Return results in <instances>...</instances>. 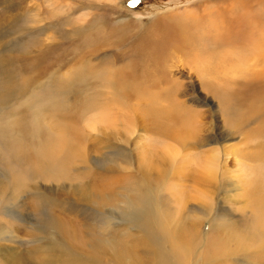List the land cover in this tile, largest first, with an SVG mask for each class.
<instances>
[{"label": "rangeland", "instance_id": "374dc122", "mask_svg": "<svg viewBox=\"0 0 264 264\" xmlns=\"http://www.w3.org/2000/svg\"><path fill=\"white\" fill-rule=\"evenodd\" d=\"M247 16L264 17V0H0V264H157L156 246L169 264H264L253 185L264 176L253 159L264 97L236 116L183 52L166 64L149 56L181 21L234 27ZM260 62L234 76L262 95ZM135 80L192 110L209 139L153 134V103ZM163 142L168 164L154 166L146 153ZM141 190L159 203L161 231L133 219Z\"/></svg>", "mask_w": 264, "mask_h": 264}, {"label": "bare ground", "instance_id": "6f19581e", "mask_svg": "<svg viewBox=\"0 0 264 264\" xmlns=\"http://www.w3.org/2000/svg\"><path fill=\"white\" fill-rule=\"evenodd\" d=\"M213 18H209L210 22H202V20L200 21L198 17L196 20L193 18L190 23H184L181 21V23H178V26H174L170 30V34L168 36H164V38H161L160 40L158 39V43L154 45L152 43V47H150L152 50L149 52V56H152L151 52L156 53L161 57L159 62L158 60H156V62L166 64V62L170 59V56L173 54L172 50L183 52L186 55V62L190 66V69L197 72L200 76H206L212 79L213 83L215 84L214 87L216 88V94L220 99L221 105L226 111H232L237 116L239 111L242 112L243 106L246 105L249 97H253L254 100L257 98L260 99L262 96L264 97V90L262 95L259 94V84L252 83L251 86H249V81L246 82L245 80H238L234 76V72L236 70H241L249 65V57L256 56L259 61H264V17H254V19H249V16H247L246 18L244 17V19L242 18V21L240 20V23L234 27H223L219 21L217 22ZM240 73L241 72H238L237 74ZM163 74L165 77H168L167 72H163ZM244 78L249 79V71L245 73ZM141 84L142 82L135 80L129 85L130 87L138 86L137 91L140 93L139 96L150 98L153 103L152 106L153 110L155 111L153 114L156 121L153 125V134L157 133L158 137L164 139L165 141L172 140L173 143L176 142V145L180 146L188 145L189 141H193L192 143L195 146L205 143L209 139V136L202 137L199 135L200 126L197 127L194 123V121L196 123L197 121H193L194 113L192 110L190 111L189 109L180 106V101L172 102L171 100L167 99L165 93L158 94L152 88L145 87ZM170 85L174 87V92H176V95H178L180 89L178 83H175L171 80ZM170 85H168V87ZM249 90L251 93H249ZM161 102H164V104L161 105ZM204 130L205 128H203V131ZM162 145L163 147L161 150H159L157 153H155V151L153 152L154 155L156 154V157H152L150 153H146L150 155L146 158L148 161L153 163L154 166L155 164L157 166L168 164L166 161L167 155L169 156L171 152L168 149L170 146L165 147V142H163ZM260 146L259 147L261 149L257 154L255 153L256 155L253 157V159H264V146ZM149 152H151V150ZM211 153V155H205V157L203 156L204 159L200 158V163H203V159L210 175L214 173L212 172V168H214V162H216L215 158H217L215 153ZM202 179L203 178H201V180ZM252 183H254V181ZM253 185L254 191L258 192L259 194L256 198V201L261 212L259 219L260 222L263 223L262 215H264V176L259 177L256 185ZM204 189L205 188H203L201 191ZM142 190L138 194L137 198L132 202L140 205V211L139 213L135 212L133 219L136 220V218H138V222L143 220L144 223L158 224L155 229L161 231L162 228L159 224L162 218V210L160 209L159 203L155 201L149 192H147V195L143 196ZM197 193L198 196L197 194L194 195L195 200H204L205 197L207 200L206 192ZM218 237L219 240L217 243L220 244L222 242V237L220 235ZM154 245L156 246L155 243ZM155 255V263L169 264L170 259L161 253L157 246Z\"/></svg>", "mask_w": 264, "mask_h": 264}]
</instances>
